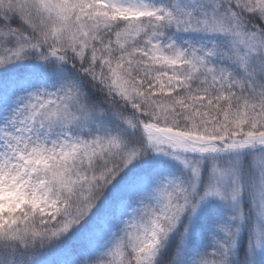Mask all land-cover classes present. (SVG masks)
Wrapping results in <instances>:
<instances>
[{
	"label": "snow or ice",
	"instance_id": "obj_1",
	"mask_svg": "<svg viewBox=\"0 0 264 264\" xmlns=\"http://www.w3.org/2000/svg\"><path fill=\"white\" fill-rule=\"evenodd\" d=\"M0 264H264V0H0Z\"/></svg>",
	"mask_w": 264,
	"mask_h": 264
}]
</instances>
